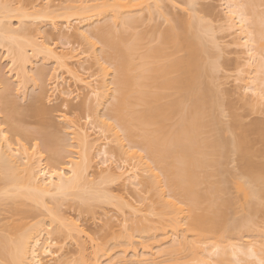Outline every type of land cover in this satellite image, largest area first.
Returning <instances> with one entry per match:
<instances>
[{
  "label": "bare ground",
  "instance_id": "1",
  "mask_svg": "<svg viewBox=\"0 0 264 264\" xmlns=\"http://www.w3.org/2000/svg\"><path fill=\"white\" fill-rule=\"evenodd\" d=\"M42 1L41 6L40 2L37 3L39 5L33 2L26 7L23 0H0V47L5 50L8 66L7 72L0 68V111L5 113L4 117L0 116V213L15 210L21 216L20 227L0 220L3 224H0V263L68 264L67 260L71 262L72 258L67 256L72 252L64 250L67 240H60L59 234L64 230L70 237L86 236L90 241L93 236L89 226L62 212L61 201L76 198L83 203L89 200L112 203V199L116 198L121 206L129 208L131 214H142L133 220H137V224L133 222L131 226L129 222L126 225V218L119 219L117 216V222H114L116 215L106 218L108 223L111 221L110 225L115 223L109 227L112 231L115 226L124 225L115 236L116 241L124 246L120 251L124 254L119 257L120 264H156L158 254L190 249L189 260L196 259L193 264H264L263 239L260 244L250 240L241 245L226 242L225 237H216L220 232L230 236L238 228L228 216L237 203L234 197L228 196L230 171L225 166L228 152L233 150L243 162L247 179L238 182L237 187L249 198V214L256 210L253 200L264 198V165L246 155L245 141L240 136L233 134L228 140L221 133L223 125L218 111L224 106L218 99L220 94L217 92L220 93V90L217 88V91L206 79L218 72L223 62L222 46L217 41V29L213 25L216 20L213 22V17H210L213 16L210 7L203 10L197 7L198 0H189L190 7L187 8L191 12L188 13L189 9L187 11L176 0H63L68 2H61L60 6L55 0ZM165 1H169L172 8L185 9L187 17L185 13L181 18L173 16L175 20L171 21ZM225 1L226 17L245 47L247 62L252 68L254 66L256 73H262L251 78V82L249 78L245 79L249 80L247 88L254 89V93L259 90L255 94L264 99V7L261 8L264 0ZM204 11L207 16L211 13L208 18ZM41 17L49 18L46 25L49 27L48 24H51L50 31L57 33L58 30L54 38H59L61 45L52 37L28 32V25L35 24ZM157 17L171 21V24L160 30L156 29L157 25H152L146 52L139 54L140 62L136 63L135 55L143 34L132 37L130 27L145 23V19L155 21ZM209 18L211 21L207 22ZM46 25H38L37 30L47 32L44 29ZM70 33L88 43L86 53L94 58L93 64L98 65L97 74L84 78L78 74L79 71L71 72L72 68L66 67L71 64L82 68L85 61V50L78 52ZM207 37L208 40L212 37L210 42L216 39V43H208ZM210 45L217 48L214 47L216 53L219 50L215 56ZM44 60L56 64V72H52L55 75L51 76L53 85L49 90L55 94L57 91L66 106L69 98L74 95L75 99L79 95L75 93V88H60L65 80L59 71L62 67H66L67 74H72L75 82H80L96 100L90 108L87 123L65 119V114L59 116L67 129V138L61 137L56 130H47V126L36 130L26 128L21 124L18 100L11 97V79L19 87L17 96L21 99L30 94H33V98L30 96L33 100L39 97L38 92L45 90L44 70L40 67ZM241 68L239 71L244 70ZM37 77L42 83L37 81ZM34 91L37 93L34 94ZM105 107L106 112L102 110ZM40 109L44 111V108L36 111L40 112ZM89 124H96L98 128L95 140L90 138ZM261 126L264 139V125ZM261 126L253 127L258 129ZM230 127L227 129L230 130ZM36 138L42 140L50 154V161L34 142ZM95 142H98V147L94 149ZM110 142L111 149L107 147ZM121 155L123 157H118ZM95 158L99 161L92 169ZM119 158H130L128 161L134 160L135 164L132 161L133 164L127 166L119 163ZM114 162L115 170L112 166ZM119 179L136 189L152 191L156 200L150 198V202L154 203L143 210L133 204L127 195L112 193L108 185ZM38 210L45 211L40 213L42 219L24 222L25 218L37 216ZM250 221L246 218L239 226H247ZM153 231L164 236L160 242L156 241L159 244L155 245L161 248L157 252L146 244L151 232L153 238L156 236ZM188 233L194 236L192 241ZM135 242L146 244L143 254L135 251ZM207 242L212 244L209 250L200 245ZM167 243H171L169 248H162ZM227 245L232 247V260L225 258ZM85 246L81 252L86 251ZM101 246L96 244L91 254L86 256L90 264H101L105 256L113 260L109 255L111 247ZM131 250L133 258L127 256ZM205 251H208L207 258L215 259L205 261L201 254ZM148 255L151 257L148 258ZM244 255L252 260L245 259ZM190 261L184 262L190 264Z\"/></svg>",
  "mask_w": 264,
  "mask_h": 264
},
{
  "label": "rangeland",
  "instance_id": "2",
  "mask_svg": "<svg viewBox=\"0 0 264 264\" xmlns=\"http://www.w3.org/2000/svg\"><path fill=\"white\" fill-rule=\"evenodd\" d=\"M34 1L35 0H23V3L26 7H30ZM64 1L63 0H55L54 2L56 3V5H59L61 2H64ZM176 1H178V3L180 2L181 4L180 3L179 4L181 6H183V8H186V10L189 9V8H187V7H190V5L188 4L189 0H176ZM38 2H40L39 4L41 6L42 2H44V1L39 0V1L34 2V3L37 4ZM67 2H64L62 4H66ZM197 2H199L197 7H201V8H203V10L210 7L209 8L211 10L210 12L213 15L210 17L211 18L213 17L212 18L213 22H214V19L216 20L214 22L215 24H213V25H215V28L217 29V30L215 29L216 34L215 33L214 34L217 37V39H218L217 41L219 42V44H221L220 46H222L221 51H220L221 54H223V56H222L223 58L221 57V62L223 61L222 67H220V70L218 72H215L214 75L211 74L210 77H208V78L206 77L207 82L211 83V86H214L216 88V90H217V88L220 90V93H218L219 91L217 90L218 91L217 94H220V95H218V96H220V98L218 97V99H220L222 102L221 106H224V107H222V110L220 109L221 111H218L219 114H221V115H219V116H221V117H219L220 121L222 120L221 125H223L221 127L222 128L221 133L228 140L232 139L233 134H236V136H240L242 138V140L245 141L244 146H245L246 155L249 156V158L252 159L254 162H258V163H261L264 165V139H263V136L261 134V132H262L261 128H263V126H261V125L262 124L264 125V99H260L259 98L260 95L258 96L257 94H255L256 92L258 93L259 90L258 91L255 90V93H254V91H253L254 89L251 90V89L247 88V84H246L249 82V80L251 82L253 80V79L251 80V78L256 76V74L258 75L260 73H256L253 69L254 66L252 68L250 63L247 62L248 55L245 53V47L242 46V44H241L242 42H241L237 32H235L233 27L229 24L231 22H229V20L226 17V15H227L226 1L225 0H198ZM39 4H37V5H39ZM165 4H166V8H167L168 13H170L169 15L172 17L171 21L175 20L176 16L180 17V16L184 15L185 13H186L185 16L188 15L187 14L188 10L185 11V9L182 10L180 7L177 8L174 6L172 8L171 7L172 4H170L169 1H167V2L165 1ZM170 7L172 9H169ZM263 7L264 6H261V8H263ZM46 10L47 9H45V11ZM170 10L173 11V14ZM42 11H43V9H42ZM48 12H49V10H48ZM189 12H191L190 9H189L188 13ZM204 13L206 14L205 11H204ZM135 15H138V13ZM145 15L146 14H144L143 16H145ZM169 15H168V17H170ZM50 16H48V17L50 18ZM173 16L175 18H173ZM206 16H207V14H206ZM208 16L206 18H208ZM48 17L47 18L41 17V20H38L37 22H35L36 25L35 24H33V25L30 24L31 26L28 25V28H29L28 32L32 33V34L33 33L36 34V32H37V36H48V38L52 37V39H55L54 36H55V34H58V30H56L57 33L55 31L54 32L50 31L52 29V27H51V24H48L49 27L51 28L49 30V27L46 25L47 23H49ZM211 18H209V20H207V22L208 21L210 22ZM157 19H159V18L157 17L156 20ZM160 19H161V21H160ZM160 19H159V21L157 20V23H156V20L150 21L148 19L146 21L144 20L145 23L141 24V22H140V23L131 25L130 32L132 34V37H134L137 34H143V37L139 40L140 47H139L138 53L135 55L136 63L140 62V56L146 52L147 44L149 42L148 41L149 40V38H148L149 30L152 28V25H153V27H155V25H157L158 27H156V29L160 30V28L161 29L166 28L168 25L171 24L170 23L171 21L165 20L166 21L165 22L162 18H160ZM59 21L60 20H58V22ZM40 24L41 25L45 24L46 27L44 29L48 30V31L40 33V31L37 30L39 28L38 25L40 26ZM60 25H61V23H60ZM61 26L59 28H61ZM62 30L64 31L65 28ZM152 30H155V29L153 28ZM70 35H71V33H70ZM72 35H71L70 39L74 43L73 45L78 50V52H80V51L82 52V50H85V52H84L85 54L83 53L85 55V58L83 55V59L85 61L83 62V64H84L83 67L81 65L82 68H80V66H77V65L73 66L71 64L69 66H66V67L68 69L72 68L71 72H72V70H73V72L79 71L78 74L84 78L92 76L93 74L94 75L97 74L98 65L93 64L92 59H94V58L88 57V55L86 53L87 52L86 49H87V47H89L88 43H85L86 42L85 40L83 42L82 38H80L78 36H77L78 38H76V35H73V37H72ZM210 39H212V37L209 38V40ZM73 40L74 41L76 40V41L74 42ZM78 40H81V41H78ZM206 40H208V37ZM56 41H57L58 45H61V43H60L61 40H59V38ZM211 41L212 42L209 41L208 43L213 44L214 40H211ZM214 43H216V39H215ZM206 45H207L206 47H208L209 44L206 43ZM213 45H210L211 47H213V48H211V50L213 52H215V50L217 48ZM4 51H5L4 48L0 47V68H2L3 72H7L6 70L8 69L7 68L8 66H7V60L5 59ZM208 51L210 52V50H208ZM218 51L219 50H217V53L216 52L215 53L211 52V53L213 55L214 54L216 55V54H218ZM211 53H210V55H212ZM99 54H100V52H99ZM139 54H141V55L139 56ZM89 56L92 57V55H89ZM100 57L103 58L102 56H100ZM145 60H146L145 57H143L142 61L145 62ZM241 62H243V64H242L243 66L239 65ZM55 66H56V64L53 63V61H50V60L41 61L40 67H43V70H44V76L42 78L45 81L44 82L45 90L41 93L38 92L39 97L36 95L38 97V98L36 97L37 99L36 98L34 100L31 99L30 96H32V98H33V94L31 95L30 92L28 93V95L30 94V96L29 97L27 96L26 99L25 98L21 99L20 97H18L17 96V92H18L17 88H19V87L14 82V79H11L9 81L11 83V87L13 86V89H14V90L12 89L13 95L11 97L18 100V106H19L18 108H19V111L21 112V116H22V118H21L22 121L21 120L20 121L22 122L21 124H23L26 128H28L30 130H36V129H41V128L43 129V127L47 126V130H49V131H55L56 130V131H58V134H60L61 137L67 138L68 136L66 137V133H65V132H67L66 131L67 129H65V127H64L65 124H64V122H62V120L60 119L59 116L62 114H65V117H66L65 119L77 120V121H80L82 123H87V121H89L88 115L90 114V108L93 105V103L96 102V100L94 98V95H92L91 93L90 94L88 93L87 88H83L82 84L80 82L79 83L75 82L76 80H74L75 78L73 76H71L72 74H70V73L67 74L68 71H66V70H68V69H66V67H62L59 71L62 72L60 74L63 75V77L65 78L66 81L64 80V83H63V85H61L60 88H62L63 86H64L63 88H65V87L68 88V86H69L71 88V90H74V88H75V90H74L75 93L78 92L77 96L79 95L78 98L76 97L75 99H74V97H75L74 95L71 98H69L70 102L68 101V104L66 106V103L64 104L65 101H64L63 97H60L59 96L60 94L57 93V91L55 94V93H53V91L51 89H50L51 91L49 90V88H51L53 85V84H51V83H53L51 81H54V79L51 80V78L55 75L54 73H53L54 75L52 74V72H56L54 70ZM240 67L244 68L246 74H245L244 70L239 71ZM241 72L244 74L245 77H243V74ZM6 74L7 73H5V75ZM8 75L6 77H8ZM212 75H213V78H211ZM260 75H262V73ZM94 77H96V76H94ZM248 78H249V80L246 81ZM37 81L39 83H42V80H40L38 77H37ZM261 85L263 86V84H261ZM30 88L32 89V87H30ZM262 89H263V87H262ZM260 90H261V88H260ZM37 91H38V88H37ZM37 91H36V93H37ZM47 92H49V93H47ZM33 93L36 94L35 91ZM72 98L74 100H72ZM220 100H219V102H220ZM39 108H44V111L41 112V109H40V112L39 111L37 112L36 110ZM105 109H106V107L102 110H105ZM102 112H104V111H102ZM105 112H106V110H105ZM4 114L5 113L2 112V110H1L0 116L4 117ZM5 125H7V124H5ZM95 125L96 124H93V125L89 124L88 125L89 132L92 134L90 137L91 140L92 139L95 140L97 135H98L97 132H99L98 128H96ZM256 125L261 126V127L258 129H255L253 126H256ZM229 126L232 127V128L230 127L232 129V130L230 129L231 131L227 129ZM95 132H96V134H95ZM34 142H36V144L39 146V148L41 149L45 158L47 160H49L50 154L45 149V147L43 146L42 140L39 138H36V140ZM97 144H98V142H95L94 149L96 148V146L98 147ZM110 145H112V143L109 144V146H107L109 149L112 148ZM118 157H123V156L121 155ZM124 157H126V156H124ZM124 159H126V158H123V159L119 158L117 161L119 163L121 162V163L126 164V165L128 164L127 166H130V164L132 165L134 162V160L128 161V159H130V158H128L126 160H124ZM97 160L99 161V159H97V158H95L93 160V162H92L93 168L92 169L95 168ZM225 162H226V165H225L226 168L228 167L227 169L230 171V175L228 176L229 188H230L229 189L230 192H228V194H230V195H228V196L234 197V201L236 200L235 202H237L236 206L233 205L235 207H233V209L230 210L231 213L229 212L228 216H230V220H234V222L237 224L239 229L237 228V230H235L233 232V234H231L230 236H228L229 234L228 235L226 233L222 234L220 232L219 234L216 235V237H219V238L225 237V240L227 239L226 242L230 241V242L236 243V244L240 243L241 245H243V243H247L244 241H250V240H252L251 242H253V240H255V241H257V243H259V242H261L262 239L264 240V198L253 200V203L256 206V210L254 209L255 211L249 214V212H248V205H249L248 200H249V198H246L244 192L239 190L237 187L238 182H244L247 179V174L245 173L244 168H243V162H241L239 154L234 153L233 150H231V149L227 154V158L225 159ZM134 164H135V162H134ZM112 166H113V170H115L114 167L116 166V162H114ZM124 183L125 182L122 181V179H119V181L116 180L115 182H112L111 184H109V185L107 184V185H108V189L113 190L112 193H115V194L123 193L124 195H127L129 200L133 204H137V207L140 206L143 210L146 208V206L148 204H150L154 201L153 198H155V197H152L154 195L152 191L147 192L145 190H139L138 188L136 189L135 186L131 185L130 183H127V182H126V184H124ZM143 197H146V199L144 200ZM150 198L153 199L152 202H150L151 201ZM112 200H113L112 203H111V201L108 202L106 200H104V201L89 200L88 202L83 203L76 198H74V199L68 198L66 200L64 199L63 201H61V202H63L60 206L62 212H64L68 216L73 217L74 219H79L78 222L83 224L84 226H87V227L89 226L90 229L88 228V230L91 233V235L93 236V240L90 241V238H86V236H84L82 238L81 237L79 238L76 236L70 237L67 234L68 232H65L63 230V232H61L59 234L60 235L59 239L62 240L63 242H66V240H67V244L65 243V245H64V250L72 252L71 253L72 255L69 253L70 255L68 254V256H67V257L70 256L72 258L71 262H69L67 260L66 263H68V264H90V262L86 258V256L88 254H91V252L95 248L94 246L96 244H101L102 246L107 245V246L111 247L109 255H111L110 258H112L113 260L111 261V259H109L105 256L102 258L101 264H103V263L105 264L106 262L108 264H120V263H122V262H120L121 258H119V257H123L121 255H124L120 252L121 249L124 248V246L121 243L116 241L115 236L118 235V231H120L121 226H124V225H120V226L117 225L114 227V229H113L114 231H112V229H110V228L115 223L112 222L113 225L112 224L110 225L109 223H111V221H109V223H108L107 216L108 215H110V216L116 215L114 218V222H117L115 220L118 217H119V219L126 218V219H128L126 225L128 226V222H129L130 223L129 226H131L132 225L131 223H133L135 221V219H138V217H140L142 214L140 211H139L140 213H138L139 215L138 214L135 215V213L131 214V211L129 210V208L127 206H124V205L121 206L116 198L112 199ZM155 200H156V198H155ZM28 204H30V202H28ZM38 211H37V214H38L37 216L32 217V219L31 218H28V219L25 218V219H23L24 222L25 223L26 222L31 223V222H33V219H35L34 222L36 220L38 221L39 218L42 219V217H41L42 215H40V213L44 214L45 211L44 212L43 211L38 212ZM105 214H106V216H105ZM151 216H153V215H151ZM20 217H19V213H17V211H15V210H9V211H5V212L0 213V220H2V223L6 222L5 224H7V221H9L8 224L11 223V224L18 226V227H20V225H19V220L21 219ZM246 218L251 219L249 224L247 226H239L240 222L242 220H246ZM139 220H140V218H139ZM106 221H107V224L105 223ZM143 221L144 220H142V222L139 221L140 224L143 223ZM146 221H147V219H145V222ZM2 223H0V224H2ZM134 224H137V220H136V222H134ZM63 229H64V227H63ZM115 229H116V231H115ZM187 232H184V233H187ZM153 233H154V231H153ZM180 234L182 235L183 232ZM188 234H189L190 239L192 241L193 235L191 236V233H188ZM188 234H186V235H188ZM221 234L224 236H221ZM150 235L151 236L148 235L149 237L147 236L148 238L145 237L148 239L147 241L145 240L146 244L147 245L149 244L148 246H149V248H152L153 252H157L161 248H159L157 246L159 243H157L156 241L158 240V242H160V240L164 236L162 234L160 235L158 232L154 233V236L156 235L154 237L156 239L155 240L153 238L152 232ZM169 235H171V234H169ZM189 236L187 238H189ZM172 237H174V236H172ZM169 238H171V236ZM136 243L137 242H135V246L134 247L132 246V247L139 254H140V252H141V254H143L144 251H142V250H144L143 247L146 244L143 245L142 243H137V244ZM156 243H157V245H155ZM81 244H83V246L86 245L85 246V247H87V248H85L86 251H84V252L80 251L83 247ZM207 244H209V245H207ZM207 244H200V245H202L203 248H206L207 250H209L208 248H210V246H212V244L209 242H207ZM170 245H171V243H167L162 248H165V249L169 248ZM102 246H101V248H102ZM227 246H228V248H226L227 251L225 254V258L227 260H232V256H231V248L232 247L229 248V245H227ZM183 248H185V247H183ZM204 250H202V251H204ZM189 251L191 252V249ZM189 251L188 250H182V252L179 251L177 253L176 250L175 251L168 250L167 252H164L162 254L157 255V257H156L157 263L156 264H185V262L190 261L189 259H191L190 258L191 255H189L190 254ZM132 252H133V250H131V252H129L130 254L127 253V256L129 255L128 257H131L132 254H134ZM207 252L208 251H205L204 253L201 252V254L206 258L205 261H213V259H215V257H213L212 260L210 258H207V255H208ZM174 253H176V254H174ZM209 254H210V252H209ZM201 256L198 255V257L202 258ZM147 257L149 258V257H151V255L150 256L148 255ZM198 257H195V258L198 259ZM243 257L245 258V255ZM118 258H119V260H118ZM131 258H133V257H131ZM67 259L70 260V258H67ZM245 259L252 260V258H247V257ZM195 260L196 259H194V260L192 259L190 261V264L195 263L194 262ZM199 262L204 263V261H199ZM199 262H197V263H199ZM2 263H0V264H2Z\"/></svg>",
  "mask_w": 264,
  "mask_h": 264
}]
</instances>
